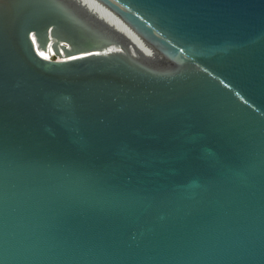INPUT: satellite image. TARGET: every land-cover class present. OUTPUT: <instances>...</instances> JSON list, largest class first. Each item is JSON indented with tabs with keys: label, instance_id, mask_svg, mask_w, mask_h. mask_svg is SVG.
I'll use <instances>...</instances> for the list:
<instances>
[{
	"label": "water",
	"instance_id": "1",
	"mask_svg": "<svg viewBox=\"0 0 264 264\" xmlns=\"http://www.w3.org/2000/svg\"><path fill=\"white\" fill-rule=\"evenodd\" d=\"M105 1L0 0V264H264V0Z\"/></svg>",
	"mask_w": 264,
	"mask_h": 264
},
{
	"label": "bare ground",
	"instance_id": "2",
	"mask_svg": "<svg viewBox=\"0 0 264 264\" xmlns=\"http://www.w3.org/2000/svg\"><path fill=\"white\" fill-rule=\"evenodd\" d=\"M106 19L118 27L134 43H136L148 56L154 61H164L170 58V55L160 47L152 38L141 30L127 16L113 7L105 0H83ZM158 61V62H159Z\"/></svg>",
	"mask_w": 264,
	"mask_h": 264
}]
</instances>
